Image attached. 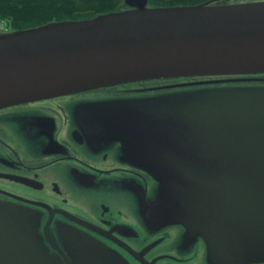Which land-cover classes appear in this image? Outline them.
<instances>
[{
	"label": "water",
	"instance_id": "water-1",
	"mask_svg": "<svg viewBox=\"0 0 264 264\" xmlns=\"http://www.w3.org/2000/svg\"><path fill=\"white\" fill-rule=\"evenodd\" d=\"M147 3L0 34V107L140 81L264 74V1ZM110 104L130 113L114 119L113 134L147 172L144 160L154 163L148 174L160 180L147 220L201 237L209 264L264 263V86ZM31 217L0 205V264H57L30 233ZM77 242L75 264H112Z\"/></svg>",
	"mask_w": 264,
	"mask_h": 264
},
{
	"label": "flooded vegetation",
	"instance_id": "flooded-vegetation-1",
	"mask_svg": "<svg viewBox=\"0 0 264 264\" xmlns=\"http://www.w3.org/2000/svg\"><path fill=\"white\" fill-rule=\"evenodd\" d=\"M162 81L166 80L0 107V203L38 212L42 237L48 229L56 239L55 225H61L71 233L89 236L128 264H209L201 237L188 234L180 224L147 220L158 189L141 162L131 156L135 147L113 134L114 119L130 117V113L112 110L110 103L200 89L126 88ZM57 230L62 231L57 243L69 248L63 230Z\"/></svg>",
	"mask_w": 264,
	"mask_h": 264
},
{
	"label": "trees",
	"instance_id": "trees-1",
	"mask_svg": "<svg viewBox=\"0 0 264 264\" xmlns=\"http://www.w3.org/2000/svg\"><path fill=\"white\" fill-rule=\"evenodd\" d=\"M208 1L148 0L147 6H193ZM127 8L124 0H0V17L10 18L14 31H21L53 22L94 18Z\"/></svg>",
	"mask_w": 264,
	"mask_h": 264
},
{
	"label": "bare ground",
	"instance_id": "bare-ground-1",
	"mask_svg": "<svg viewBox=\"0 0 264 264\" xmlns=\"http://www.w3.org/2000/svg\"><path fill=\"white\" fill-rule=\"evenodd\" d=\"M252 0L249 1H245L244 4H250ZM255 2H259V1H255ZM236 4H241V3H236ZM171 7H175V6H171ZM66 21H80V20H66ZM65 22V21H62ZM87 127H84V130H86ZM78 135L80 136V138L84 139V133L80 132L78 133ZM86 141V140H85ZM147 156V154L145 155ZM145 161V166L148 170V172L151 174V169L154 168V163L150 162V161ZM160 173H162V175H164L163 172L157 171V174L160 175ZM150 177L152 178V180L155 182L156 184V188L162 192L161 190V186H160V180L155 178L153 179V177L150 175ZM45 198H50L49 194H46ZM1 206H16V207H20V208H25L28 209L30 212H32L34 214V216L37 217V213L35 210L30 209L28 207H24V206H20V205H8L5 203H0ZM43 208H48V206L44 205V204H40ZM49 209V208H48ZM50 210V209H49ZM36 217H31L30 221L31 223H33L34 229H29L30 233L35 235V237L38 236V238H40V243L43 244L46 253L50 256L51 260L57 262V264H75V257L74 255H72V251L70 250V248H74L77 247L78 242H77V238L84 240L87 243H90L92 245V250L91 251H96L99 250V248H101V250H99V252L104 253L106 256L108 255V259L109 261H107L108 263H114V261H116L117 259H122V257H120L118 254L116 253H112L110 252L105 246H102L100 244L95 243L91 238H89V236H83V235H79L77 233H71V230L64 228L61 225H55L56 226V233H57V237L56 239L53 238L52 234H50L48 232V229L45 232V237L41 236V231H40V221L37 220ZM48 225V224H47ZM46 225V228H47ZM57 228H61L63 230L64 233L63 234V238L65 240V242L68 243V247L66 246L62 249L59 244L57 242H59V238L61 237V230H57Z\"/></svg>",
	"mask_w": 264,
	"mask_h": 264
},
{
	"label": "rangeland",
	"instance_id": "rangeland-1",
	"mask_svg": "<svg viewBox=\"0 0 264 264\" xmlns=\"http://www.w3.org/2000/svg\"><path fill=\"white\" fill-rule=\"evenodd\" d=\"M245 1H249V0H243V2H245ZM253 1L255 2L257 0H252L250 3H254ZM230 4L232 5L233 3H230ZM230 4H227V5H230ZM89 19H92V18H89ZM80 20H88V19H80ZM60 22H62V21H60ZM39 27H41V26H39ZM21 31H25V30H21ZM11 32H18V31H14L11 19L0 17V34H8ZM263 78H264V76H263ZM221 79L225 80L222 82V84H224V85H226V84L227 85H229V84H243L242 82L237 83V82L233 81V79H237L236 76H229L227 78H211V79H206V78L188 79L187 78V79H178V80H172V81L166 80V81H162V82H152V83L130 85V86H127L126 88H131V89L154 88V87H164V86H170V85L189 86V87H206V86H212V84H210V83H212L211 81H217V80H221ZM192 82H194V84H191ZM250 83H256L259 85H264V80L257 81V82H250ZM213 85H216V83H214Z\"/></svg>",
	"mask_w": 264,
	"mask_h": 264
}]
</instances>
